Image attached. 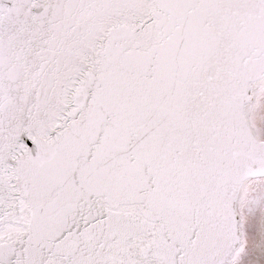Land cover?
<instances>
[{
	"label": "snow or ice",
	"instance_id": "obj_1",
	"mask_svg": "<svg viewBox=\"0 0 264 264\" xmlns=\"http://www.w3.org/2000/svg\"><path fill=\"white\" fill-rule=\"evenodd\" d=\"M0 264H264V0H0Z\"/></svg>",
	"mask_w": 264,
	"mask_h": 264
}]
</instances>
